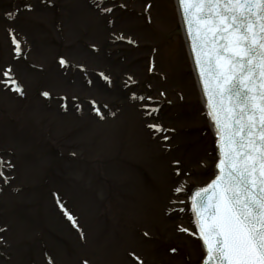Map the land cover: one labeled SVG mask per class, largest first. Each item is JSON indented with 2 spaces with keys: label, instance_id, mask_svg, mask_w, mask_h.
Instances as JSON below:
<instances>
[{
  "label": "rangeland",
  "instance_id": "rangeland-1",
  "mask_svg": "<svg viewBox=\"0 0 264 264\" xmlns=\"http://www.w3.org/2000/svg\"><path fill=\"white\" fill-rule=\"evenodd\" d=\"M89 1L0 0L1 13L30 4L31 14L20 13L17 22L29 25L28 37L37 43L15 62L16 49L0 41V159L12 167H0L6 170L0 178V264H49L48 258L53 264H138L130 258L134 251L144 264H198L199 244L178 233L184 219L176 222L177 213L169 214L173 202L185 200H174L179 183L187 181L191 189L212 176L213 140L174 0H117L121 4H111L116 8L108 15ZM124 38L136 44L118 41ZM93 45L99 52H92ZM61 59L65 69L56 63ZM29 63L43 71H29ZM128 76L133 85L125 91ZM14 81L20 97L10 93ZM40 91L69 98L66 117L54 99L53 113L46 112ZM130 94L145 101L132 104ZM71 98L83 105L81 113ZM91 99L109 105L115 117H92ZM147 104L157 108L152 119L140 110ZM152 125L170 132L157 138ZM1 137L12 139L3 143ZM56 178L64 184V199L82 216V229L92 224L90 235L105 245L96 241L77 253L75 233L65 232L68 224L50 204L54 190L42 183ZM17 187L24 188L14 192ZM56 238L68 246L58 247Z\"/></svg>",
  "mask_w": 264,
  "mask_h": 264
},
{
  "label": "snow or ice",
  "instance_id": "snow-or-ice-1",
  "mask_svg": "<svg viewBox=\"0 0 264 264\" xmlns=\"http://www.w3.org/2000/svg\"><path fill=\"white\" fill-rule=\"evenodd\" d=\"M179 7L219 152L218 174L191 197L204 264H264V0Z\"/></svg>",
  "mask_w": 264,
  "mask_h": 264
}]
</instances>
